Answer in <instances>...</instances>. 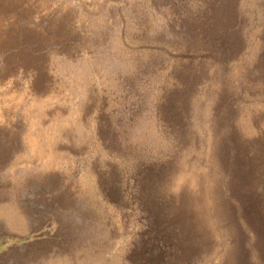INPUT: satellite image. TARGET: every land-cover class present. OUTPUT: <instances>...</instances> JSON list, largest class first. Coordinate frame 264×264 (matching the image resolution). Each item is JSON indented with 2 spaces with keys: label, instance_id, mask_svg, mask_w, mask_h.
Wrapping results in <instances>:
<instances>
[{
  "label": "rangeland",
  "instance_id": "obj_1",
  "mask_svg": "<svg viewBox=\"0 0 264 264\" xmlns=\"http://www.w3.org/2000/svg\"><path fill=\"white\" fill-rule=\"evenodd\" d=\"M0 264H264V0H0Z\"/></svg>",
  "mask_w": 264,
  "mask_h": 264
}]
</instances>
